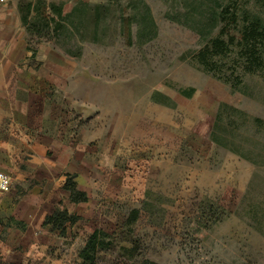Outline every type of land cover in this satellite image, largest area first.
<instances>
[{
    "label": "rangeland",
    "instance_id": "1",
    "mask_svg": "<svg viewBox=\"0 0 264 264\" xmlns=\"http://www.w3.org/2000/svg\"><path fill=\"white\" fill-rule=\"evenodd\" d=\"M46 1L62 4L69 13L80 1L97 4L101 0ZM118 4L128 7L124 15L136 17L134 23L143 21L148 6L158 26L157 36L150 41L134 39V45H128L119 29L122 13L117 7L114 16L103 19L95 41L90 40L94 36L87 34V27L85 36L71 42L63 38L55 44L32 34L29 44L35 51L47 44L75 63L68 96L89 116L85 124L92 116L103 122L123 119L126 113L157 116L162 108L155 101L175 108L174 126L155 127L152 120H142L150 137L164 140V149L169 147L174 153L157 165L134 200L110 206L88 230V222L80 223L79 231L66 233L62 245L50 254L67 264H83L79 252L89 231L100 227L117 241L98 253L95 264H131L122 250L131 247L125 223L130 211L138 209L134 236L139 245L133 261L264 264V48L263 66L257 67L256 61L254 72L243 71L253 57L239 50L224 56L210 53L209 70L194 57L222 29L227 40L230 32L240 35L232 22L234 12L241 16L240 26L246 23L244 12L264 22V0H119ZM228 5L230 14L222 18L221 11ZM64 47H73L75 56L67 55ZM191 89L195 92L187 97ZM53 95L55 100L63 99L62 93ZM222 102L240 111L226 110L222 129L239 139L252 135L253 146L246 148L254 153L256 164L211 142ZM165 111L168 116L169 110ZM257 118L262 123H255ZM170 155L165 152V157ZM209 206L214 207L212 221L205 227L197 216L206 212L207 217ZM111 208L120 211L119 219L111 215Z\"/></svg>",
    "mask_w": 264,
    "mask_h": 264
},
{
    "label": "crops",
    "instance_id": "2",
    "mask_svg": "<svg viewBox=\"0 0 264 264\" xmlns=\"http://www.w3.org/2000/svg\"><path fill=\"white\" fill-rule=\"evenodd\" d=\"M19 5L20 0L0 5V171L12 179L0 196V264H67L49 252L64 239L44 225L46 217L61 204L80 216L67 225L70 236L80 223L88 222L85 230L90 229L110 206L134 200L157 165L174 153L164 149V140L150 137L142 120L174 126L175 108L153 102L161 105L160 115L126 113L108 122L92 116L85 124L89 116L68 96L75 63L47 44L31 48ZM54 92L63 99L55 100ZM164 107L171 115L165 116ZM68 174L76 175L87 202L70 201L64 188ZM111 211L120 218V211Z\"/></svg>",
    "mask_w": 264,
    "mask_h": 264
},
{
    "label": "trees",
    "instance_id": "3",
    "mask_svg": "<svg viewBox=\"0 0 264 264\" xmlns=\"http://www.w3.org/2000/svg\"><path fill=\"white\" fill-rule=\"evenodd\" d=\"M119 0H101L97 4L86 3L80 1L74 6L71 12L65 13L64 6L62 4H57L54 2H48L46 0H20V13L24 26L26 27L28 35L34 34L35 36H40V38H46L45 41H52L55 44H59L63 38L71 42L74 37L85 36L87 31L92 37L90 40L95 41L98 34V28L102 23L104 18H107L110 14L120 7L122 15L120 16L121 24L119 29L122 30L126 43L128 45H134V39L137 42L150 41L155 38L158 34V26L151 14L150 8H146V17L143 21L137 19L134 23V18L128 15L125 17V13L128 7H121ZM230 5H228L224 10L221 11L222 18L227 16ZM240 15L234 12L232 15V22L237 30H239L240 35H235V33H228V40L225 39L226 31L222 29L216 37H213L205 46L202 47L196 54L195 58L203 65L205 70H209V59L208 56L211 53L218 56H224L228 52H234L239 50L243 54L250 55L253 58L251 62L245 63L242 67L244 72H254L256 67L255 62L259 64L257 67L263 66V54L262 48H264V22L259 17H254L248 12H244L243 18L246 20L245 25H239ZM88 27V28H87ZM232 30V29H231ZM29 41V40H28ZM70 46H73L70 44ZM64 52L67 55L75 56L73 53V47H64ZM255 65V66H254ZM222 80L219 77H216ZM239 80V79H238ZM239 80V84H240ZM195 89H191V94H187L189 97ZM155 101V100H154ZM161 105L168 106L167 103L157 102ZM226 110L233 112H240L236 107L222 102L219 106L217 115L215 117L214 125L211 131V142L218 147H223L233 153H236L249 162L256 164L255 159H253L254 153L251 150H247L246 147L252 148V135L245 139L238 138L236 135H230L224 131L221 127V122L223 120V113ZM255 123H262L260 119H254ZM231 140V141H230ZM239 142V143H238ZM76 175H67V180L64 188L70 192V201L72 203H82L88 201V195L86 192L80 191L77 188L75 181ZM209 214L205 217L206 212H202V215L197 216L198 223L202 222L205 227L210 225L212 221V213L214 207L209 206ZM139 210L134 209L128 214V218L125 223V229L127 231V239L131 247L123 248V252L126 253L129 259H131V264H158L147 259L140 262H136L134 259L135 253L138 249L139 239L135 237V224L138 219ZM81 219L80 216L72 214L68 209L60 205L57 210L46 217L44 225H50L53 230H59L61 236L65 237L67 233V225H74ZM209 223V225L207 224ZM18 226L25 228V225L17 222ZM124 229V230H125ZM125 231L122 232V235ZM111 239L112 242H107V239ZM116 237L109 235L103 230H95L85 241L84 247L79 252V257L82 259L83 264H95L96 256L101 251H106L113 243Z\"/></svg>",
    "mask_w": 264,
    "mask_h": 264
},
{
    "label": "built area",
    "instance_id": "4",
    "mask_svg": "<svg viewBox=\"0 0 264 264\" xmlns=\"http://www.w3.org/2000/svg\"><path fill=\"white\" fill-rule=\"evenodd\" d=\"M11 0H0V5H7ZM12 187V179L10 175L0 171V196L7 193Z\"/></svg>",
    "mask_w": 264,
    "mask_h": 264
}]
</instances>
